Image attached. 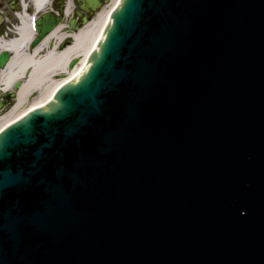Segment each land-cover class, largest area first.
I'll use <instances>...</instances> for the list:
<instances>
[{"label":"water","instance_id":"95a60500","mask_svg":"<svg viewBox=\"0 0 264 264\" xmlns=\"http://www.w3.org/2000/svg\"><path fill=\"white\" fill-rule=\"evenodd\" d=\"M74 61L0 128V264H264V0H120Z\"/></svg>","mask_w":264,"mask_h":264},{"label":"bare ground","instance_id":"6f19581e","mask_svg":"<svg viewBox=\"0 0 264 264\" xmlns=\"http://www.w3.org/2000/svg\"><path fill=\"white\" fill-rule=\"evenodd\" d=\"M49 1L33 0L38 9ZM117 2L118 0H114L109 10L103 9L92 22L76 33L64 34L61 33L62 27H58L30 54L25 49L32 32L31 20H26L24 15L21 16L17 29L19 39L0 45V51L6 50L13 55L6 68L0 73V91L9 92L13 90L18 80H22L16 90L13 107L0 116V128L21 112V108L33 94H36L37 98L32 104L39 101L54 84L60 81H54L56 78L69 74V64L83 57L92 37L109 19L110 10ZM71 8V0H68L66 16L70 15ZM66 43L69 45L62 48Z\"/></svg>","mask_w":264,"mask_h":264},{"label":"flooded vegetation","instance_id":"af4514ba","mask_svg":"<svg viewBox=\"0 0 264 264\" xmlns=\"http://www.w3.org/2000/svg\"><path fill=\"white\" fill-rule=\"evenodd\" d=\"M72 3H75V6L74 9L71 10V16L67 25L64 27L65 31H62L64 34L77 32V28L84 23V20L91 19L93 15L90 10H80L76 0H72ZM63 6V0H51L39 9H36L33 0H0V37H2L5 42H9L15 38L16 33L13 28L17 25L16 15L18 13H23L26 17H34L35 22L40 20V18H42L45 14L53 16L54 18L56 16H60L62 18L63 15L61 14L63 13ZM64 45L65 44H63L62 47H64ZM34 49L36 48L31 47V42L27 43L25 50L28 54L34 51ZM7 53L10 58L11 53ZM8 96L11 95H2L1 100L4 101V99ZM6 100L7 99H5V101Z\"/></svg>","mask_w":264,"mask_h":264},{"label":"rangeland","instance_id":"374dc122","mask_svg":"<svg viewBox=\"0 0 264 264\" xmlns=\"http://www.w3.org/2000/svg\"><path fill=\"white\" fill-rule=\"evenodd\" d=\"M66 1H67V0H63V5H64V6H66V5H65V2H66ZM113 1H114V0H108V1H106V2H104V3H102V6H100L98 9H96L95 11L92 12L93 15H92L91 19H89L88 21H85L82 25H80V26L77 28L78 31L81 29V27H84L89 21L92 22V21L94 20V18H95V17H96V16H97V15H98L103 9L106 8V10H109L110 5L112 4ZM71 5H72L71 10H73V9H74V6H75V3H72V2H71ZM70 16H71V15H69L68 17H63V18H62V22H60V23L62 24L61 27H62V30H63V31H65L64 27L67 25ZM72 34H73V33H72ZM67 45H69V43L65 44L64 47L67 46ZM64 77H65V76H61V78H56L54 81L61 80V79H63ZM17 83H19V84L22 83V80H18ZM9 94H10L11 96H8L7 98H5V99H7V100L5 101V99H4L3 105L0 106V116L6 114L7 112H9L10 109L13 107V105H14V103H15V99H16V90H15V88H14L13 90L9 91ZM36 98H37V95H36V94H33L30 98H28V100L26 101V103H25V104L23 105V107L21 108V111L24 110L27 106L31 105V104L35 101Z\"/></svg>","mask_w":264,"mask_h":264}]
</instances>
